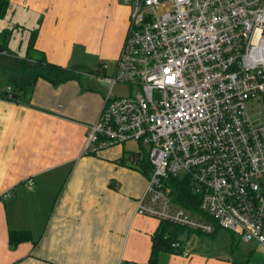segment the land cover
I'll return each mask as SVG.
<instances>
[{"label": "built area", "instance_id": "2783aa9c", "mask_svg": "<svg viewBox=\"0 0 264 264\" xmlns=\"http://www.w3.org/2000/svg\"><path fill=\"white\" fill-rule=\"evenodd\" d=\"M119 1L125 38L84 152L137 142L151 171L135 214L201 234L225 229L264 252V120L247 109L264 101V0ZM115 84L136 90L117 96ZM3 93L13 99L11 86ZM179 179L196 210L176 202ZM170 247L189 256L177 239Z\"/></svg>", "mask_w": 264, "mask_h": 264}, {"label": "crops", "instance_id": "0c3cea01", "mask_svg": "<svg viewBox=\"0 0 264 264\" xmlns=\"http://www.w3.org/2000/svg\"><path fill=\"white\" fill-rule=\"evenodd\" d=\"M7 1L4 16L15 28L36 31L35 56L75 76L54 85L16 73L0 86V264H146L159 222L134 208L147 177L118 164L120 145L84 152L129 8L119 0ZM6 86L12 100L3 98ZM10 231H26L30 240L10 246ZM184 232H194L178 233L185 250ZM161 252L157 264H230Z\"/></svg>", "mask_w": 264, "mask_h": 264}, {"label": "rangeland", "instance_id": "374dc122", "mask_svg": "<svg viewBox=\"0 0 264 264\" xmlns=\"http://www.w3.org/2000/svg\"><path fill=\"white\" fill-rule=\"evenodd\" d=\"M15 25L16 23L9 16H4L0 19V71L6 72V74L0 73V86L11 83L10 78L16 73H21L19 59L26 57L29 32L17 26L15 28ZM5 35L8 40L7 46L4 43ZM106 88L108 91V85ZM135 90L133 87L129 90V87L124 84H115L112 87L113 94L117 96L128 95L130 92L134 93ZM247 109L252 121L264 120V101L248 102ZM120 147L125 153L124 164L127 166L131 164L127 158L128 154L132 152L140 155L143 154V148L135 141H126L120 144ZM131 181L135 183V181ZM187 235L189 234L184 232L179 238L185 244V250L192 251L194 254L206 260L214 261V259H218L225 262L226 259L229 262L232 259L235 261L248 260L247 264H264V252L260 246L251 242H244L238 235L228 230L218 228L212 234H198L194 232L190 238H186ZM231 238L237 242V248L234 251L231 250L230 246ZM175 252L181 256L177 251Z\"/></svg>", "mask_w": 264, "mask_h": 264}, {"label": "trees", "instance_id": "16d2710c", "mask_svg": "<svg viewBox=\"0 0 264 264\" xmlns=\"http://www.w3.org/2000/svg\"><path fill=\"white\" fill-rule=\"evenodd\" d=\"M7 8H8V1L0 0V19L4 17ZM35 35H36V31L33 30L30 32V36L26 47V57L19 59V66L21 68V73L32 74L36 78H42L54 85L60 84L68 80L70 77L75 76L72 70L47 63L43 57L35 56V52L33 50V41ZM4 40H5L4 43L7 46L8 40L6 35ZM0 73L6 74V72L3 71H0ZM131 156L132 154L127 155V158L131 161L130 167L134 170L139 171L141 174H143L145 177L148 178L149 173L151 171V166L148 161L147 154L143 153L140 155L136 153L135 160H131L130 159ZM118 162L121 165H125L123 156L122 158H120ZM170 185L176 190L175 193L177 196L176 202L180 206L185 207L190 211L196 210L198 197L192 195L188 182L179 179L177 181H172ZM217 229L218 228H215L214 232H216ZM183 230L186 229L175 225L159 222L155 232L151 237V242H152L151 252L146 264H157L158 254L161 251L175 252L176 250H173L170 247V243L172 241H175L177 239L178 233ZM28 240H30V236L26 231H10L8 234V242L10 246H16L17 244ZM230 246L232 251H234V249L237 248V242L233 238H231ZM247 261L248 260L235 261L232 259L230 261V264H247L248 263Z\"/></svg>", "mask_w": 264, "mask_h": 264}]
</instances>
